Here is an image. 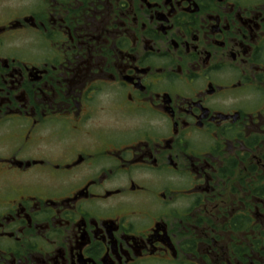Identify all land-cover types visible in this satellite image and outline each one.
Returning <instances> with one entry per match:
<instances>
[{
	"label": "flooded vegetation",
	"instance_id": "obj_1",
	"mask_svg": "<svg viewBox=\"0 0 264 264\" xmlns=\"http://www.w3.org/2000/svg\"><path fill=\"white\" fill-rule=\"evenodd\" d=\"M0 264H264V0H0Z\"/></svg>",
	"mask_w": 264,
	"mask_h": 264
},
{
	"label": "trees",
	"instance_id": "obj_2",
	"mask_svg": "<svg viewBox=\"0 0 264 264\" xmlns=\"http://www.w3.org/2000/svg\"><path fill=\"white\" fill-rule=\"evenodd\" d=\"M250 190H251V189H250ZM253 190H255V191H254V194H257V192H256L257 189H253Z\"/></svg>",
	"mask_w": 264,
	"mask_h": 264
}]
</instances>
